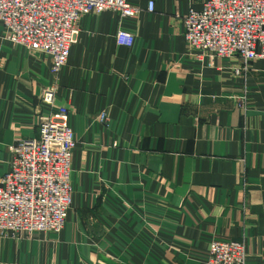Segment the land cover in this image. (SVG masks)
<instances>
[{
    "label": "crops",
    "instance_id": "crops-1",
    "mask_svg": "<svg viewBox=\"0 0 264 264\" xmlns=\"http://www.w3.org/2000/svg\"><path fill=\"white\" fill-rule=\"evenodd\" d=\"M150 1L127 0L133 18L83 17L57 78L0 23V178L8 147L39 139L52 85L76 139L64 229L0 232V264H207L215 241L264 264V60L237 75L239 58L191 54L183 18L206 0Z\"/></svg>",
    "mask_w": 264,
    "mask_h": 264
},
{
    "label": "built area",
    "instance_id": "built-area-1",
    "mask_svg": "<svg viewBox=\"0 0 264 264\" xmlns=\"http://www.w3.org/2000/svg\"><path fill=\"white\" fill-rule=\"evenodd\" d=\"M155 1L149 3L153 12ZM106 11L133 18L138 9L127 0H0L4 40L52 60L58 77L71 48L79 41L80 23L90 14ZM191 54L210 59L239 58L243 75L257 60H264V0H206L202 9H190L183 18ZM120 47H133L135 36L117 33ZM57 86L45 89L41 102L48 111L40 117L38 140L8 147L9 173L0 178V232L17 235L60 233L72 207V160L76 147L68 124L69 109L53 110ZM108 125L106 113L99 116ZM207 264H247L244 242H212Z\"/></svg>",
    "mask_w": 264,
    "mask_h": 264
}]
</instances>
